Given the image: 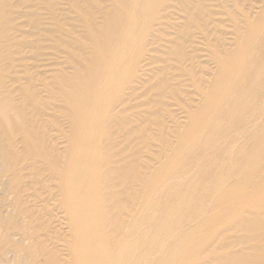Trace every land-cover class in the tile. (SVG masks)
<instances>
[{"label": "bare ground", "instance_id": "1", "mask_svg": "<svg viewBox=\"0 0 264 264\" xmlns=\"http://www.w3.org/2000/svg\"><path fill=\"white\" fill-rule=\"evenodd\" d=\"M0 264H264V0H0Z\"/></svg>", "mask_w": 264, "mask_h": 264}]
</instances>
